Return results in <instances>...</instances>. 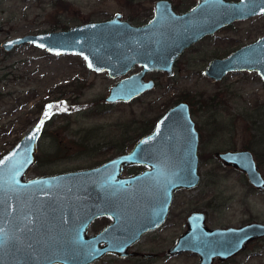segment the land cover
Instances as JSON below:
<instances>
[{"label": "water", "instance_id": "water-1", "mask_svg": "<svg viewBox=\"0 0 264 264\" xmlns=\"http://www.w3.org/2000/svg\"><path fill=\"white\" fill-rule=\"evenodd\" d=\"M214 3L201 0L197 9L178 14L170 1L159 0L152 21L144 26L116 14L107 21L17 37L2 48L11 52L31 45L58 57L79 56L88 69L119 80L107 103H129L155 88L156 81L147 80V74L173 77L178 58L205 36L235 21L264 15V0ZM136 66L142 70L128 76ZM237 72H257L264 81V36L225 60L213 61L204 73L220 82ZM42 134L40 120L0 159V264H94L107 255L126 258L146 233L164 223L175 193L201 183L200 134L187 101L172 107L129 152L95 168L28 179L38 161ZM217 157L264 190L251 151L219 152ZM135 166L146 170L123 175ZM101 217L111 218L112 224L90 235L93 222ZM262 237L263 223L210 230L204 215L196 212L172 252L197 253L202 264H211Z\"/></svg>", "mask_w": 264, "mask_h": 264}, {"label": "rangeland", "instance_id": "rangeland-1", "mask_svg": "<svg viewBox=\"0 0 264 264\" xmlns=\"http://www.w3.org/2000/svg\"><path fill=\"white\" fill-rule=\"evenodd\" d=\"M158 1L0 0V159L43 120L38 161L28 172V179L95 168L131 151L172 107L187 101L201 135L202 179L196 190L175 196L170 222L183 223L193 209L204 208L208 201L215 206L213 225L238 226L250 220L264 223V191L252 188L242 171L227 167L217 157L228 150H249L264 177V81L257 72L229 73L220 82L204 73L213 57L225 56L262 38L264 15L197 45L184 56L173 77L164 72L147 74V80L156 81L155 88L129 103H107L111 87L119 80L88 69L79 56L58 57L31 45L11 52L2 48L4 42L17 37L105 21L116 14L123 15L125 21L144 24L154 17ZM168 1L184 9L194 0ZM141 70L136 67L128 76ZM136 170L124 175L141 168ZM104 225L106 221L93 222L89 234ZM173 234L174 226H169L160 237V245H170L171 240L163 236ZM143 237L139 242L149 248L156 242L151 236L144 241ZM259 248L261 254L244 264H264V242ZM94 264L149 262L105 256ZM156 264L193 262L183 257Z\"/></svg>", "mask_w": 264, "mask_h": 264}, {"label": "flooded vegetation", "instance_id": "flooded-vegetation-1", "mask_svg": "<svg viewBox=\"0 0 264 264\" xmlns=\"http://www.w3.org/2000/svg\"><path fill=\"white\" fill-rule=\"evenodd\" d=\"M239 1L240 0H215L214 5H222V3H224V4L225 3H227V4H229V3H238ZM200 4H201V0H194L191 3V5L189 4L188 7H185L184 9H179V8H177L172 3L175 12L178 13V14H186V13L192 11V10H195V9H197L199 7ZM154 13H155V8H154ZM260 16H262V15H260ZM260 16H255V17L249 18L247 20H250V19H253V18H256V17H260ZM247 20H238V21H235V22H233L231 24H228L226 26H223L218 31H216L214 34H210L208 36H205L203 39H201L197 43L193 44L191 47L187 48L183 52V54L178 58V60L176 61L175 66H174V69L176 67H178V64L183 60L184 56L187 53H189L190 51L194 50L197 45H199V44H201V43H203L205 41L208 42V41L214 39V37H217L220 34H222V32H224L226 30H229V29H231V28H233V27H235L237 25H240L241 23H243V22H245ZM105 21H107V20H105ZM126 21L130 22V20H126ZM151 21H149L147 23H144V24H140V25L134 24L132 22H130V23L133 24V25H135V26H144V25L150 23ZM99 22H102V21H99ZM236 51H232L231 53L228 52V54L225 55V56H221V55L220 56H215V57L212 58V60L213 61H215V60H225V59L229 58L232 54H234ZM136 67H139V66H136ZM146 79H147V77H146ZM196 126H197V124H196ZM197 129H198V127H197ZM200 144H201V135H200ZM228 151H232V150H228ZM199 152H200V148H199ZM199 155H200V153H199ZM138 168H141V171L140 172H131L128 175H124L125 172H129L130 170H133L134 171V170H136ZM145 170H146V167H143V166L129 167V168H127L125 170V172L123 173V175L125 177L132 176V175H137L139 173L144 172ZM259 170H260V168H259ZM136 171H138V170H136ZM244 175L247 178V180L249 181L247 175L245 173H244ZM34 178H37V177H34ZM34 178H30V179H34ZM250 185L253 186L252 188L257 189L258 191H262V190H259L258 188H256L253 184L250 183ZM192 190L194 191V190H196V188L195 189H192ZM181 191L182 192H185V191L188 192V191H191V190H185L184 189V190H180L178 192H181ZM178 192H176L175 195H174L173 202H172L171 207H170V210H169V214H168L166 220L164 221V223L159 228H157V229H155L153 231H150V232L146 233L144 235V237H143L144 238L143 241L148 236L153 237L154 240H156V242L154 243L156 245L153 244V245H151V248H149L147 246V243L146 244L145 243H140L141 242L140 241V242L136 243L135 245H133L129 249V253L131 255L128 256V257H126V258H120L117 255H107V256H114V257L118 258L121 261L128 260V259H141V261H143L144 263L149 262V264H156L158 262H171V261L179 260L180 258H183V257H188V258L192 259L193 264H202V257L199 254H197V253H193V252H190V251L172 252L177 247V245L180 242L181 238L188 232V230H189V218L192 216L193 213L199 212V213L203 214L204 215V218H205V225L210 230H215V229H229V228H243V227L248 226V225H251L253 223H261V222L255 221V220H250V221H243L238 226L227 225V224H223V223H216L218 225H213L212 224L213 221L211 222V219L213 218L212 212L214 211L215 206L211 202H208V201H206L204 208L201 207V208L193 209V211L186 217V219L183 221V223H181L180 221H178L177 223H172V222H170V218H171L173 204H174V201H175V198H176L175 196L178 194ZM97 220H98V222L106 221V225H104L103 228H100L98 231H96V233L91 232L90 233L91 235H96V234H98L100 232H103L107 227H109L112 224V219L109 218V217H101V218H99ZM169 226H174V234H173L172 237L163 236L164 239L171 240V243H170V245H168L166 247H162L160 245L161 244V238L160 237L162 236V234H165L167 232V229H168ZM262 242H264V237L258 238V239L252 240V241H249L239 253H237V254L229 257V258H225V259H222L220 257H217L216 259L213 260V262L211 264H234V263L244 264L246 259H256L255 257L257 255H260L261 254V252H260L261 248L258 249V244L259 243H262ZM147 247H148L147 252H145V253L142 252L144 249H147ZM251 249H253V250L250 251ZM246 254H248L247 257L245 256Z\"/></svg>", "mask_w": 264, "mask_h": 264}, {"label": "trees", "instance_id": "trees-1", "mask_svg": "<svg viewBox=\"0 0 264 264\" xmlns=\"http://www.w3.org/2000/svg\"><path fill=\"white\" fill-rule=\"evenodd\" d=\"M155 129V128H154Z\"/></svg>", "mask_w": 264, "mask_h": 264}]
</instances>
